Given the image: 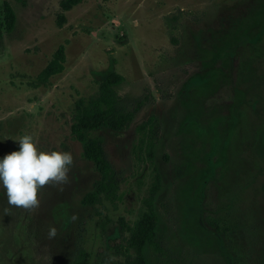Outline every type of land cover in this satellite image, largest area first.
Listing matches in <instances>:
<instances>
[{
  "label": "rangeland",
  "instance_id": "374dc122",
  "mask_svg": "<svg viewBox=\"0 0 264 264\" xmlns=\"http://www.w3.org/2000/svg\"><path fill=\"white\" fill-rule=\"evenodd\" d=\"M2 1L17 22L0 37V139L31 134L42 150L71 152L73 165L68 183L40 189L31 209L9 205L0 189V264H68L81 246L107 264L119 221L137 218L151 181L138 189L144 164L132 149L152 114L163 126L165 182L163 251L149 248V263L264 264V0H83L68 11L62 0ZM61 44L65 71L32 85ZM111 72L126 78V106L151 102L128 130L93 133L125 180L123 198L84 206L100 174L71 134L73 107ZM17 147L0 142V156Z\"/></svg>",
  "mask_w": 264,
  "mask_h": 264
},
{
  "label": "trees",
  "instance_id": "16d2710c",
  "mask_svg": "<svg viewBox=\"0 0 264 264\" xmlns=\"http://www.w3.org/2000/svg\"><path fill=\"white\" fill-rule=\"evenodd\" d=\"M83 0H62L63 11L82 3ZM24 3L25 0H16ZM17 15L8 1L0 2V37L4 33L14 31ZM67 60L66 45L61 44L53 53L47 65L36 77L32 85L38 86L48 83L50 80L65 71ZM126 78L116 72L104 74L99 81L97 93L88 98L78 99L73 107L71 134L83 145V156L94 164L100 174L93 188L82 198L84 206L104 205L109 202L117 205L122 201V184L124 178L115 169L107 158L104 149V138L93 135L99 130H107L114 133H122L128 130L138 113L151 102V96L136 100L131 107L126 106L118 92ZM174 109H172L173 111ZM171 111V112H172ZM162 122L156 114L150 115L136 126V142L133 145V155L144 164L142 177L138 189L143 190L144 178L149 176L151 181L141 197V207L137 218L132 222L121 219L120 236L110 240L113 249L107 264H150L147 258V250L163 251L160 240V216L158 203L162 198L165 178L160 169L157 157V146L162 134ZM167 159V156H164ZM217 231L226 233L227 226H221L218 221H210ZM68 264H96L92 261L91 253L81 246L77 250L75 258ZM167 264V263H163Z\"/></svg>",
  "mask_w": 264,
  "mask_h": 264
},
{
  "label": "clouds",
  "instance_id": "9594fccd",
  "mask_svg": "<svg viewBox=\"0 0 264 264\" xmlns=\"http://www.w3.org/2000/svg\"><path fill=\"white\" fill-rule=\"evenodd\" d=\"M12 139L17 149L0 156V189L7 197V203L16 208L31 209L40 203L39 191L46 185L68 183V173L73 165V155L68 151L42 150L31 134ZM57 235V229L50 227L48 238Z\"/></svg>",
  "mask_w": 264,
  "mask_h": 264
}]
</instances>
